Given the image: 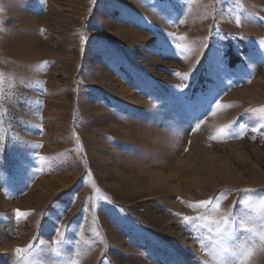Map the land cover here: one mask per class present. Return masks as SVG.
I'll return each mask as SVG.
<instances>
[{"label": "rangeland", "instance_id": "1", "mask_svg": "<svg viewBox=\"0 0 264 264\" xmlns=\"http://www.w3.org/2000/svg\"><path fill=\"white\" fill-rule=\"evenodd\" d=\"M262 201L264 0H0V264H264Z\"/></svg>", "mask_w": 264, "mask_h": 264}, {"label": "snow or ice", "instance_id": "2", "mask_svg": "<svg viewBox=\"0 0 264 264\" xmlns=\"http://www.w3.org/2000/svg\"><path fill=\"white\" fill-rule=\"evenodd\" d=\"M236 23L237 25L240 24V17L237 16L236 18ZM175 48L179 51H185L186 49L183 47V45L177 43L175 45ZM177 75H179L177 73ZM217 107H219V105H216ZM197 127H199V125L197 124ZM253 131H256V129H253ZM221 134L222 135H228L227 133H225L223 130H221ZM232 138H240L244 135V129L241 128V130L238 133H233L231 134ZM215 204V207L212 209L213 211H218L220 209V200L217 199L215 201H200L198 202V204L192 205V207H209L212 204ZM262 206H264V201L261 202ZM17 215H23V213L19 212V210L17 211ZM185 220V222H191L192 219H196L199 221H203L205 223L206 226H209L210 230H211V226L215 227L216 233L218 235H222V236H227L228 235V227L230 225V223H232L231 219L228 216H220L216 219H211L209 216L204 215V216H198L195 218H190V217H184L183 218ZM241 225L244 226L245 222L242 220L241 221ZM261 230H257L254 228H248L245 227V231H249L252 232L254 234V236H258L260 242L262 244H264V222H262L261 224ZM18 251H23L22 249H18ZM225 251H227V249H225ZM234 254H238L242 257L240 264H247L248 260L252 257V255L254 254L253 252V248L248 247L247 244H242L240 246V251L239 253H234Z\"/></svg>", "mask_w": 264, "mask_h": 264}, {"label": "bare ground", "instance_id": "3", "mask_svg": "<svg viewBox=\"0 0 264 264\" xmlns=\"http://www.w3.org/2000/svg\"><path fill=\"white\" fill-rule=\"evenodd\" d=\"M250 94V93H249ZM251 95V94H250ZM250 98V97H248ZM183 159V158H181ZM213 159V158H212ZM184 160V159H183ZM194 161L195 159H191L190 161H184L183 165L180 166V168L182 167H186V166H192L194 164ZM181 164V163H180ZM183 169V168H182ZM194 169V168H193ZM192 169V171H193ZM181 171V170H180ZM185 171V170H184ZM154 175L152 176H149V177H146V176H142V175H138V177H136V179L140 182L142 181H150L151 179L154 180L153 182L157 183V185H160L162 181L166 180L168 177H170V174L166 175V176H163V175H160V174H157V173H153ZM185 174V173H184ZM178 175V174H177ZM188 175V174H187ZM183 177V176H181ZM186 177V176H185ZM168 180V179H167ZM143 183V182H142ZM163 185V184H161ZM171 186V185H169ZM176 188V187H175ZM180 195V194H179Z\"/></svg>", "mask_w": 264, "mask_h": 264}]
</instances>
